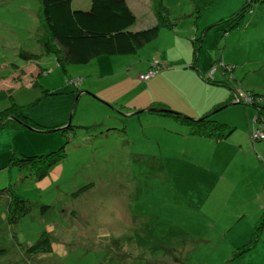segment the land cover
Returning <instances> with one entry per match:
<instances>
[{
    "label": "rangeland",
    "instance_id": "rangeland-1",
    "mask_svg": "<svg viewBox=\"0 0 264 264\" xmlns=\"http://www.w3.org/2000/svg\"><path fill=\"white\" fill-rule=\"evenodd\" d=\"M157 1L129 0L132 28L155 23ZM160 1L168 21L136 53L64 72L39 41V0H0V111L13 101L42 127L0 125V264H264V138L254 106L230 104L251 92L264 105V0H213L200 13L191 0ZM219 64L233 67L228 85L210 81ZM154 102L209 113L229 132L215 140L136 113ZM61 147L43 177L10 162ZM8 190L28 205L15 222ZM43 231L51 250L27 254Z\"/></svg>",
    "mask_w": 264,
    "mask_h": 264
},
{
    "label": "trees",
    "instance_id": "trees-1",
    "mask_svg": "<svg viewBox=\"0 0 264 264\" xmlns=\"http://www.w3.org/2000/svg\"><path fill=\"white\" fill-rule=\"evenodd\" d=\"M212 1L191 0L194 10L198 13L211 4ZM157 2L155 23L144 28L134 29L132 25L136 21V16L130 9L127 0H91L90 7L85 9L75 8L72 5L73 0H39L41 24L38 31L41 29L43 33L39 41L47 53L53 52L55 54L57 63L64 72H66L67 64H86L97 56L133 54L143 44L155 38L160 27L168 21L166 20L164 6L160 0ZM242 12L234 16L240 20L244 15ZM222 20L224 21L225 19H220V21ZM211 27L206 28L205 31ZM19 56L26 61L37 57V55L26 51H21ZM221 68L224 73H230L233 70L232 67H227L226 64H222ZM150 69L141 73L139 78L141 80L152 78L155 75V71L152 76L146 79L140 77L141 75H147L151 71ZM77 79L81 83L82 78L78 77ZM71 80L69 79V81ZM210 81L226 84L224 80L213 81L212 79ZM79 84L74 85L78 87ZM53 94H58V92L49 89H44L42 92V96ZM245 94L250 95L255 103V96L257 94L251 92H246ZM229 100L231 101V98ZM229 100L223 101L221 104L228 103ZM254 103L247 105L254 106L256 109V119L264 123V105L260 101ZM19 107L21 106L12 101L11 106L1 110L0 125L15 123L24 127L30 126L34 129L42 128L20 110ZM143 111L170 115L178 122L187 125L192 134L202 137L219 140L224 138L229 132V129L223 123L210 119L211 114L209 113H204L200 119H192L185 114L171 111L168 105L159 102L150 104V107L147 110L143 109ZM62 148L41 155L13 153L10 157V162L20 168L28 167L38 177H43L52 165L62 159ZM8 192L11 197L7 208L8 221L15 222L27 212L28 205L25 199L16 196L10 190ZM48 208V206H42L41 212L45 213ZM255 227L258 229V226ZM51 248L49 234L43 231L33 244L26 247L25 251L27 254H38L48 252Z\"/></svg>",
    "mask_w": 264,
    "mask_h": 264
},
{
    "label": "built area",
    "instance_id": "built-area-1",
    "mask_svg": "<svg viewBox=\"0 0 264 264\" xmlns=\"http://www.w3.org/2000/svg\"><path fill=\"white\" fill-rule=\"evenodd\" d=\"M213 69H215V66L213 67ZM152 75H153V72L149 71L147 73V75H141L140 77L142 79H146V78H148V77H150ZM71 83H73V84H79L80 83V80L77 79V78L76 79H72L71 80ZM237 90H239V89L237 88ZM234 101L235 102H243L246 105L247 104H253L254 103V100L252 99V97L250 95L244 94L243 96H239V93H238L237 96L234 97ZM263 124H264L263 122H260V125H259L258 129H256V131H254V137H256L258 139L264 138V125Z\"/></svg>",
    "mask_w": 264,
    "mask_h": 264
},
{
    "label": "crops",
    "instance_id": "crops-1",
    "mask_svg": "<svg viewBox=\"0 0 264 264\" xmlns=\"http://www.w3.org/2000/svg\"><path fill=\"white\" fill-rule=\"evenodd\" d=\"M88 1V0H87ZM127 2H128V5H129V7H130V9L134 12V8H133V6H131V4L129 3V0H127ZM90 3H91V0H90ZM135 13V12H134ZM153 22H155V20H153L152 22H150V23H153ZM159 32V31H158ZM233 68V67H232ZM218 70V68H216L215 69V72ZM214 72V73H215ZM219 75L217 76V77H222V78H218V80H224L225 82H226V84L228 85L229 84V82H228V78L230 79L234 74H233V70H232V72H230V73H228V72H223V70H222V68H221V65L219 64ZM143 73V72H142ZM141 74V73H140ZM234 79V78H233ZM216 80H217V78H216ZM232 82V81H231ZM262 104V103H261ZM146 110V109H145ZM140 111V110H139ZM141 112H144L143 110H141ZM141 112H139V113H141ZM204 113V112H203Z\"/></svg>",
    "mask_w": 264,
    "mask_h": 264
},
{
    "label": "water",
    "instance_id": "water-1",
    "mask_svg": "<svg viewBox=\"0 0 264 264\" xmlns=\"http://www.w3.org/2000/svg\"><path fill=\"white\" fill-rule=\"evenodd\" d=\"M77 98H78V95H77V97H76V100H77ZM75 100V101H76ZM234 103H239V102H233V103H230V104H234ZM147 110V109H146ZM156 110V109H155ZM139 112H141V110L140 111H137L136 113H139ZM28 128H30V129H34V128H32V127H30V126H27Z\"/></svg>",
    "mask_w": 264,
    "mask_h": 264
}]
</instances>
